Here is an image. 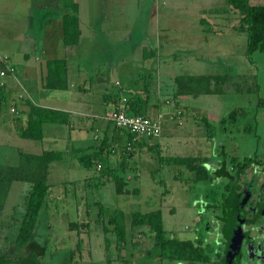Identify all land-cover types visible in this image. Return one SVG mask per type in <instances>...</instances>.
<instances>
[{"label": "rangeland", "instance_id": "obj_1", "mask_svg": "<svg viewBox=\"0 0 264 264\" xmlns=\"http://www.w3.org/2000/svg\"><path fill=\"white\" fill-rule=\"evenodd\" d=\"M78 2L81 44L43 54L33 45L54 40L55 34L61 37V13L73 14L71 10H63L60 0H38L29 7L26 0H0V71L6 72L0 77V164L17 166L19 153H63L60 161L50 165L49 193L35 228L34 241L45 249L41 263L222 264L227 240L222 218L231 211L228 185L236 186L245 218L252 219L264 203V52H254L251 60L246 57L241 17L225 0ZM249 3L262 6L264 0ZM24 56L65 59L74 84L79 73L80 87L90 89V98L97 103L92 110L96 117L84 119L88 125H105L104 115L111 106L106 107L102 97L117 95L122 87L126 100L140 105L144 116L160 117L159 138L140 137L136 146L122 131L120 141L115 138L102 149L99 142L95 153L92 147L101 131L95 133L90 126L82 152H76L77 142L72 144L60 125H44L42 141L20 138L16 117L24 101L41 105V94L48 99L68 95V91L42 88L44 63L39 69L34 61L27 64ZM3 57L12 72L5 69ZM204 75H228L224 93L176 95V76ZM233 83L250 92L237 94ZM232 111L238 113L235 121L229 118ZM110 129L114 132L112 124ZM51 130L64 132L56 138V146L48 140ZM83 156L95 163L82 166L78 157ZM177 157L196 158L207 170L208 180L197 181L185 166L172 163ZM245 159H254V164L237 175L234 165ZM109 170L126 182L125 193L116 192ZM30 188L21 182L11 185L0 214V257L25 254L16 252L15 240ZM153 211L161 212L167 237L209 246V262L159 260L152 234L131 226L134 213ZM111 219L124 231L123 243L118 242ZM244 230L253 250L243 249L233 264H264V219L261 216ZM254 251L256 257L251 255Z\"/></svg>", "mask_w": 264, "mask_h": 264}, {"label": "trees", "instance_id": "obj_2", "mask_svg": "<svg viewBox=\"0 0 264 264\" xmlns=\"http://www.w3.org/2000/svg\"><path fill=\"white\" fill-rule=\"evenodd\" d=\"M57 0H52V2ZM228 7L237 12L241 17L243 32L246 35V57L251 60L250 56L254 52H264V5H250L249 0H225ZM60 6L63 10L70 9L73 14L67 11L61 13L63 43L65 46H75L80 37L79 20L76 16L78 5L74 0L67 2L60 0ZM228 75H204V76H176L174 83L176 85L177 96L198 97L201 95H222L224 87L229 83ZM43 87L48 90L65 91L68 89L67 81V62L65 59H51L46 61V75L43 81ZM234 92L243 94L250 89H244L240 83H233ZM129 115H145L131 100H127ZM240 113H243L241 111ZM237 111L229 114L230 120L235 121ZM67 114L61 111L47 109L38 106H30L27 115V125L20 136L23 139L32 141H41L43 137V127L46 124L67 125ZM225 122V120H223ZM207 125H209L206 122ZM119 132L128 134V142H132L133 136L125 130L117 129ZM138 145L137 143H134ZM106 144H102V149ZM108 147V145H107ZM101 158V154H97ZM63 153L53 151H43L41 154L19 153V164L17 166H7L0 164V214L4 209L7 195L14 182L27 183L30 185V191L26 199L24 214L19 226L18 234L15 240V248L18 253H25L24 256L14 255L12 258L0 257V264H42L41 258L45 249L34 241L35 228L39 214L44 206L46 197L49 193V184L47 182L49 165L53 161L61 160ZM97 157V156H96ZM234 161V160H233ZM254 159H245L243 163L234 165L236 174L244 173L247 168L254 164ZM94 162V161H93ZM92 158L83 156L78 158V163L84 167L93 164ZM235 162V161H234ZM95 163V162H94ZM172 163L185 166L189 172L194 173L197 181L208 180L209 175L202 164L194 157H177ZM125 170V166L120 167ZM111 179L114 182L115 190L118 194L125 193L124 186L126 182L122 177L114 174L109 170ZM233 182L235 178L231 175ZM232 184H229L226 190H230ZM100 213V212H99ZM114 224L117 233V240L123 243L125 234L121 226L114 219L109 221ZM71 227L77 228L74 223ZM131 226L133 229L146 228L153 236V241L158 249L157 258L161 261H184L190 263L209 262L210 248L203 247L199 243L190 240L178 241L176 238L167 237L163 228L162 215L160 211L148 213H134L132 215ZM74 230V229H73ZM106 232V229H103ZM106 241V245H107Z\"/></svg>", "mask_w": 264, "mask_h": 264}, {"label": "crops", "instance_id": "obj_3", "mask_svg": "<svg viewBox=\"0 0 264 264\" xmlns=\"http://www.w3.org/2000/svg\"><path fill=\"white\" fill-rule=\"evenodd\" d=\"M35 1H38V0H26V3H25L26 6L25 7H29L30 5L32 6V4ZM78 1L79 0H76L75 2L78 5L77 18L79 20V29H80L81 34H80V37H79L77 45L72 46L70 48H69V46H65V44L63 43V30H62L61 37L60 36L58 37V35L55 34L56 38L54 40L48 41L46 39V41H41L38 44H34L33 46L34 47L36 46L37 50L42 51L43 54L47 53L48 50H53V52L59 53V52L64 50L63 48H67V49L69 48V49L72 50V49H75V47H78L79 44H81V42H82L81 39L83 37V32H82L81 15H80L81 10H80V4H79ZM0 19H2L1 11H0ZM57 20L59 22V19H56L55 22ZM3 24H5V23H3ZM42 25H44V24H42ZM29 28L32 29L33 26H29ZM44 28H45L46 31H49V27H45L44 26ZM57 38H58V40H57ZM37 50L35 51V53L37 52ZM3 58L5 60L4 63L6 64L5 65V69L7 67L8 69L12 70V68L8 67V63L6 61L8 59L6 57H3ZM52 58H45V59L42 60V59H37L36 56H33L32 58L26 59V56H24V59L26 60L27 64L30 63V61H34L35 65H37V63H38L39 69H41V66H42L41 63L42 62L44 63V74L41 73V77H40V84H41L42 88H44L43 87V81H44V77L46 75V61L47 60H51ZM68 72L69 71H68V67H67L68 89L65 90V91H68V95L67 96H63V97H58V96L55 97V95H53V96H51V99H48L47 98L48 97L47 94L45 96H43L40 93L42 98L40 99L41 102H39V103H42L41 105L37 104V102L31 103V102H29L27 100L24 101V102H26L25 103L26 105L18 109L19 114L16 117V120H17L16 123L17 124H16V128L15 129H16L18 135L20 136V131H22V129H24L26 127V125H27V115H28L30 106H38V107H43V108H47V109H53V110L61 111V112H64V113L67 114L68 124L67 125H60V126H64L67 129L68 137L72 138V144H73V142H77L76 147L74 148L76 150V152H82V151L86 150V149H83V147L81 145L86 141V138H87V132H88V129H89V127H87V126H90V128L92 129L91 131H94L95 133H97L98 131H101V134L98 135L97 137H95L97 139V142H96L95 146L92 147V150L95 153V152H97V144L99 142L100 143L102 142L101 144H106V145L109 144L110 145L115 138L119 137V133L120 132L117 130V128L114 125H113L114 126V132L111 131L110 124H112V123L109 122L106 119L107 117L105 118V116L107 114H110V112L113 109L118 107L117 105H118L119 101L122 98L126 99L127 97L121 92V88L122 87L120 88V93H118L117 95L112 94V93H106L107 95H104L102 97L103 104L106 107L111 106V109L106 111L107 114L105 113V115H104V119L103 120L106 122L105 125H103V126L101 125L102 127H100V126H97L95 122H93L92 124L88 125L89 121L88 120H84V119L95 118L96 117L92 113L93 112L92 110L97 109V108H95V105L97 103L95 102V100L93 101L92 98H90L91 97V90L90 89L84 90V89H82L80 87V81L81 80H80L79 73H77L78 81H77V83L75 82V84H74V83H71L69 81ZM0 77H2V76H0ZM115 86L119 87L120 83L116 82ZM71 89H74V90H71ZM181 97L185 98L186 96H181ZM2 100L4 101L5 99H2ZM43 101H50L53 104H49V106H48V104H44ZM159 118H156V119L160 120ZM83 120H84V122H83ZM52 125H59V124H52ZM60 134L64 135V132H62V131L59 132L57 130H51L47 134V135H51V137L48 138V140L54 146H56L57 145L56 138L61 136ZM20 138H21V136H20ZM43 139H44V127H43L42 140ZM119 141H120V139H119ZM138 144H139V142H138ZM75 150H73V151H75ZM44 151H47V150H44ZM48 151L55 152V150H48ZM53 162H55V161H53ZM53 162H51L50 165ZM50 165H49V168H50Z\"/></svg>", "mask_w": 264, "mask_h": 264}, {"label": "built area", "instance_id": "obj_4", "mask_svg": "<svg viewBox=\"0 0 264 264\" xmlns=\"http://www.w3.org/2000/svg\"><path fill=\"white\" fill-rule=\"evenodd\" d=\"M1 60V59H0ZM12 72L11 69H7ZM5 71H0V76H5ZM127 100L122 98L118 107L113 109L106 118L117 129L125 130L133 136L132 144L138 141V138L145 137L147 139L159 138L161 133V125L158 119L150 118L143 115H129ZM130 149V145H128ZM100 165L97 166L99 170Z\"/></svg>", "mask_w": 264, "mask_h": 264}, {"label": "flooded vegetation", "instance_id": "obj_5", "mask_svg": "<svg viewBox=\"0 0 264 264\" xmlns=\"http://www.w3.org/2000/svg\"><path fill=\"white\" fill-rule=\"evenodd\" d=\"M246 171V170H245ZM241 174H243V172L241 173ZM235 185H233L232 184V187L230 188V190H228V191H230L231 192V197H232V191H234V194H235V196H236V199H237V201H238V213H239V226H240V228L242 229V234H243V239H242V243H241V250H240V252L236 255V256H234V259L239 255V254H241L242 252H243V249H246L247 251H249L250 249L251 250H253L252 248H253V241H250V239L248 238V236H247V232H245L246 230H244V228L246 227H251V225H253V223H254V221L255 220H257L258 218H260L261 216H262V218L264 219V203L263 204H261V205H259L258 206V213L254 216V217H252V219H247V218H245L243 215H242V207H243V204L241 203V201L239 200V197H238V195L236 194V191H235ZM230 197V198H231ZM230 205H231V211L230 212H228L227 214H226V216H224L223 218H222V221H224V228H223V232H224V234L225 235H227V240L226 241H224L223 242V244H224V246H225V251H226V247H227V243L229 242V240H230V238H231V236H232V234H231V231H230V229H229V227H230V225H229V218L232 216V213H233V206H232V203H231V201H230ZM263 215H262V214ZM261 215V216H260ZM249 239V240H248ZM225 251H224V258H225ZM221 255V254H220ZM220 255H219V257H220ZM251 255L252 256H254V257H256L255 256V251L254 252H252L251 253ZM224 258H223V262H222V264H224ZM234 259H233V262H234Z\"/></svg>", "mask_w": 264, "mask_h": 264}, {"label": "water", "instance_id": "obj_6", "mask_svg": "<svg viewBox=\"0 0 264 264\" xmlns=\"http://www.w3.org/2000/svg\"><path fill=\"white\" fill-rule=\"evenodd\" d=\"M231 203L233 206V213L229 218V229L232 236L227 243L224 264H233L234 256H236L241 250V243L243 239L242 229L239 226L238 201L234 191H232Z\"/></svg>", "mask_w": 264, "mask_h": 264}]
</instances>
